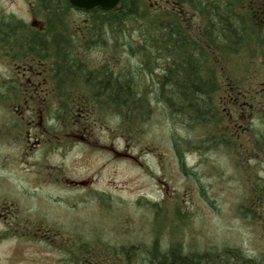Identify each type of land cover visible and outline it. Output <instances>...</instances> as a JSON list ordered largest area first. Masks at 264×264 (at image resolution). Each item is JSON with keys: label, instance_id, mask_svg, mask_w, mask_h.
Here are the masks:
<instances>
[{"label": "rangeland", "instance_id": "rangeland-1", "mask_svg": "<svg viewBox=\"0 0 264 264\" xmlns=\"http://www.w3.org/2000/svg\"><path fill=\"white\" fill-rule=\"evenodd\" d=\"M145 22H133L130 35L121 32L114 38L115 73L134 72L141 65V58H147L144 53H137L147 35ZM160 59L162 63L167 57L160 55ZM228 61L229 69L234 71V59ZM154 64L149 74L142 71L139 76L129 77L137 85L135 90L142 92L147 107L140 109V114L130 115L128 108L118 105L113 116L104 117V123L114 128L116 152H132L138 159L98 150L82 151V158L77 161L78 173L95 177L92 187L77 197L79 204L104 210V216L99 213L97 218L103 222L98 231L102 241L83 243L80 248L83 253L95 250L104 254L108 247L115 254V264H134L125 251L140 245L157 248L158 252L177 250L192 257L233 247L264 261V197L256 198L257 192L252 188L256 180L260 189L264 186V159L250 158V154L246 158L241 145L237 151L220 144H201L206 136L204 128L187 130L180 119H171L162 101L151 94L156 92L155 84L161 82L162 74L157 61ZM8 72L9 68L0 61V77L8 76ZM9 87L0 84V130L14 124L13 114L7 110L12 101ZM243 139H248V135ZM78 155L74 156V151L68 153L65 165L71 168ZM40 160L37 153L23 156L20 145L8 136L0 140V212L11 203H66L54 201L49 195L71 203L74 192L64 193L53 182L43 181ZM47 160L61 163L56 152ZM10 230L11 226L0 218V264H56L61 259L63 252L54 246L9 234ZM102 257L106 262L108 258Z\"/></svg>", "mask_w": 264, "mask_h": 264}, {"label": "flooded vegetation", "instance_id": "flooded-vegetation-1", "mask_svg": "<svg viewBox=\"0 0 264 264\" xmlns=\"http://www.w3.org/2000/svg\"><path fill=\"white\" fill-rule=\"evenodd\" d=\"M100 1L104 5L86 7L72 0H0V61L9 68V75L0 77V84L10 86L9 106H15L14 109L7 107L13 114L14 124L0 130V140L10 137L14 144L20 145L25 157L40 155L43 181L53 182L64 193L76 194L71 203L49 195L54 201L66 203L7 204L2 207L0 218L11 226L9 234L62 251L56 264H115L114 252L108 247L104 254L95 250L87 254L88 251L83 253L80 248L83 243L102 241L98 231L103 222L97 218L104 210L79 204L81 193L92 187L95 177H83L76 164L82 158V151L101 150L111 156L138 159L132 152H116L114 128L104 123V117L113 116L115 109L112 64L117 47L116 27L124 35H130L133 22L136 25L162 19L172 12L178 24L192 28L191 34L215 32L228 39L225 44L197 47L220 53L224 76L223 53L227 49L242 50L239 36L243 18L264 24V0H203V15L195 11L196 3L202 0H118L113 6L114 0ZM216 3H220L226 20L218 22ZM186 48L192 53L196 47ZM213 57L217 59L216 55ZM58 68L61 76L56 75ZM155 86L156 92L151 94L162 101L160 82ZM229 102L241 103L239 94L230 96ZM71 151L74 156L79 155L68 168L64 162ZM54 152L60 154V164L48 163ZM103 255L108 258L106 262L101 259Z\"/></svg>", "mask_w": 264, "mask_h": 264}, {"label": "trees", "instance_id": "trees-1", "mask_svg": "<svg viewBox=\"0 0 264 264\" xmlns=\"http://www.w3.org/2000/svg\"><path fill=\"white\" fill-rule=\"evenodd\" d=\"M204 3L202 0L195 5V11L201 15L205 12ZM215 11L220 22L224 19L220 3L215 4ZM172 14L168 12L162 19L145 22L143 27L148 29L147 35L140 42L137 53H144L147 58H141V65L134 72L113 73L115 107L122 105L123 109L128 108L127 114L130 115L140 114V109L147 107L142 92L135 90L137 85L129 77L139 76L142 71L146 75L155 68L157 61L162 69V104L171 119H180L179 122L187 130L204 128L206 136L201 144L210 147L220 144L237 151L241 145L245 147L246 158L250 154V158L264 159V24L243 18L239 36L242 50L231 52L227 49L223 53L226 61L224 77L219 62L220 53L197 47L225 44L228 39L215 32L191 34L192 28L178 24ZM219 14H222L221 17ZM121 32L123 30L116 27L114 38ZM174 46L180 48L174 49ZM186 46L196 48L189 53ZM212 54L217 59L211 57ZM160 55L167 57V60L160 63ZM228 58L234 59V71L229 69L231 62ZM55 71L57 76L62 75L61 69ZM234 94H239L241 103L236 105L229 102V97ZM246 134L248 139H243ZM257 183L258 180L252 184V188L257 192L256 198L262 199L264 186L260 189L259 185H255ZM125 252L129 254L127 259L134 264H264V261L247 256L233 247H226L217 253L196 254L194 257L177 250L158 252L157 248L148 249L141 245L130 246Z\"/></svg>", "mask_w": 264, "mask_h": 264}, {"label": "water", "instance_id": "water-1", "mask_svg": "<svg viewBox=\"0 0 264 264\" xmlns=\"http://www.w3.org/2000/svg\"><path fill=\"white\" fill-rule=\"evenodd\" d=\"M73 3L79 6H94V5H104L100 0H91V2L86 3L84 0H72ZM118 2V0H114V2L111 3V6L115 5Z\"/></svg>", "mask_w": 264, "mask_h": 264}]
</instances>
